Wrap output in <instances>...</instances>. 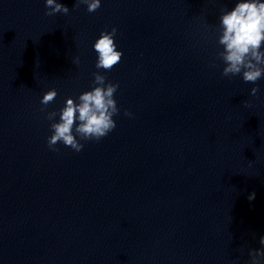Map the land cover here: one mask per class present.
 <instances>
[{"label":"clouds","instance_id":"obj_1","mask_svg":"<svg viewBox=\"0 0 264 264\" xmlns=\"http://www.w3.org/2000/svg\"><path fill=\"white\" fill-rule=\"evenodd\" d=\"M78 3L86 4L89 13L97 11L101 6V0H78ZM45 7L49 9L45 12L46 16L57 13L67 15L70 12L68 7L57 0H45ZM219 20L221 35L218 44L223 46V50L217 56L225 64L222 75L230 77L242 73L244 82L255 84L264 76V51H261L264 44V2L239 0L230 11H223ZM116 32L115 27L110 32L102 31L94 43L97 69L110 71L120 63L123 53L117 50L114 42ZM73 63L78 64L79 58H75ZM93 77L94 87L81 93L77 98L78 103L73 98H67L65 106L59 110V122L51 123L52 134L47 140L50 150L58 151L56 145L62 143L65 147L80 152L84 147L81 141H99L115 129L116 121L113 117L119 114V108L114 95L119 85L106 83V77L99 71L93 73ZM258 91V87H253L251 95L256 96ZM56 97L57 91L51 89L43 95L40 103L46 107ZM125 115L132 114L125 111ZM56 116L57 112L52 111L47 113L46 118L55 121ZM254 198V192L248 196L250 201ZM260 244L264 246V237L260 238ZM249 255L251 264H261L264 247L251 251Z\"/></svg>","mask_w":264,"mask_h":264}]
</instances>
